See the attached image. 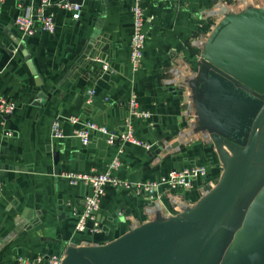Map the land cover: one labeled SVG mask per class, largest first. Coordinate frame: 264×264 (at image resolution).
Wrapping results in <instances>:
<instances>
[{
    "label": "crops",
    "instance_id": "obj_1",
    "mask_svg": "<svg viewBox=\"0 0 264 264\" xmlns=\"http://www.w3.org/2000/svg\"><path fill=\"white\" fill-rule=\"evenodd\" d=\"M73 3L82 7L78 21L51 7L47 12L54 16L55 33L24 38L14 19L38 3L5 0L0 5V94L16 104L12 115H0V264H15L18 257L61 255L65 260L75 251L93 264H170L172 249L141 261L128 259L159 243L175 219L204 226L232 182L244 125L231 117L240 115L232 110L235 101L215 97V87L205 103L204 63L228 27L233 30L225 42L234 41L235 47L264 42V0H141L146 43L136 73L129 68L132 0ZM259 62L264 77V58ZM103 63L110 70H103ZM90 89L95 91L91 99ZM132 98L149 114L131 122L133 136L149 149L124 143L117 155V147L99 132L90 133L86 146L75 137L82 126L71 124L72 117L123 133ZM56 120L61 138L52 137ZM257 149L255 162L264 165V124ZM116 156L115 175L123 183L152 182L187 167L202 166L207 173L185 192L161 188L138 194L108 186L97 214L98 232H91L92 221L75 232L73 213L83 212L91 189L66 176L101 172ZM238 216L234 213L214 233L191 264H264V233L257 228L247 229L238 260L228 257L229 236L241 227ZM193 246L183 248L177 264Z\"/></svg>",
    "mask_w": 264,
    "mask_h": 264
},
{
    "label": "water",
    "instance_id": "obj_2",
    "mask_svg": "<svg viewBox=\"0 0 264 264\" xmlns=\"http://www.w3.org/2000/svg\"><path fill=\"white\" fill-rule=\"evenodd\" d=\"M232 30V27L224 29L211 45L205 58L203 77L206 81L205 103H208L215 87V97L220 95L229 103L231 100L235 101L232 110L240 112V115L231 117L239 119L244 125L243 139L237 141L243 144V152L234 178L216 202L204 226L197 227L183 219H175L170 228L161 233L159 243L142 255L128 259L129 262L148 259L161 251L172 249L170 264H177L183 248L194 243L187 258L181 263L191 264L214 233L221 229L234 213H238L237 224L241 227L229 236L231 243L227 251L228 257L234 255L238 260L237 251L240 243L245 240L247 229L257 228L264 233V165L255 162L259 155L257 147L264 124V77L256 64H260L259 59L264 58V52H255L264 48V42L257 45L256 41H252L245 49L235 47L234 41L230 44L225 42ZM37 99L43 101L44 96L39 94ZM218 107L223 109L220 105ZM55 172L57 174V169ZM258 173H262V176L255 178ZM223 204L224 207L220 210ZM62 264L93 263L83 252L75 251Z\"/></svg>",
    "mask_w": 264,
    "mask_h": 264
},
{
    "label": "built area",
    "instance_id": "obj_3",
    "mask_svg": "<svg viewBox=\"0 0 264 264\" xmlns=\"http://www.w3.org/2000/svg\"><path fill=\"white\" fill-rule=\"evenodd\" d=\"M5 0H0V5ZM24 1V0H21ZM36 1L38 3L36 9H27L14 19V25L19 30L21 37H32L37 33L45 32L54 34L56 29L55 19L53 14L48 13L47 9L55 7L60 10H64L70 13L72 21H78L81 17L82 7L79 4H75L72 0H28ZM132 33L129 42V68L131 73H136L143 60V49L146 43V31H145V16L144 9L141 4V0H132ZM103 70L108 71L109 66L103 63ZM95 91L90 89L87 92L88 98L91 99L94 96ZM108 100V99H106ZM16 109V104L9 101L6 97L0 94V115L7 116L12 115ZM149 118V114L140 111L138 104L134 98L128 101V119L126 121V130L123 133L116 134L107 130L105 127L99 126L94 122L84 120L80 122L75 117L69 118L68 121L71 124H81V128L74 131L75 137H77L81 144L86 146L89 143V136L92 131L99 132L107 137V143L110 146L117 147V155L122 152V145L124 143H131L136 146L149 149L150 146L144 144L133 136V128L131 122L134 120H145ZM51 133L53 138H61L60 121L56 120L51 125ZM120 164L118 157H114L105 170L101 172L92 171L89 174L66 176L73 184L77 182L86 183L91 193L85 197L83 203V212L81 214L73 213V217L76 220L74 231L83 232L86 230V223L88 221L93 222L91 228L92 233L98 232L97 214L100 209L101 199L105 194V188L111 187H124L125 189L134 190L136 193H156L161 188L168 189L170 191H188L192 188V184L195 180L201 179L206 176V169L202 166L187 167L180 170H171L160 176L156 181L145 183H123L115 175V171L119 168ZM1 190V182H0ZM64 258L60 256L51 257H37L32 260L23 259L18 257L15 264H62Z\"/></svg>",
    "mask_w": 264,
    "mask_h": 264
}]
</instances>
